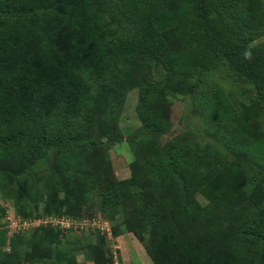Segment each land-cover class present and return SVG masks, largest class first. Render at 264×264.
Listing matches in <instances>:
<instances>
[{"label":"trees","instance_id":"trees-1","mask_svg":"<svg viewBox=\"0 0 264 264\" xmlns=\"http://www.w3.org/2000/svg\"><path fill=\"white\" fill-rule=\"evenodd\" d=\"M162 2H171L161 6L171 11L175 27L153 36H148L149 29L134 39L122 38L109 45L112 36L106 32V18L118 25L126 20L135 27L148 24L150 28V23L160 20L159 14L150 16L152 9ZM237 2L246 13L238 11ZM256 36H264V0H0V149L7 147L10 154L15 143L27 137L33 138L38 155L47 149L62 151L67 162L50 190L63 195L55 210L59 215L80 205L93 191L101 195L102 210L107 206L119 210L126 200H137L141 213L124 215V230L112 223L111 235L131 232L143 242L141 230L148 227L151 237L145 250L151 264H264V212L260 208L264 199L252 195L255 189L247 192L251 182L233 185L226 177L225 196L211 195L208 185L214 183L215 190L222 181L221 189L224 179L208 157L197 156L182 137L173 138L163 149L158 142L165 126L161 97L166 87L178 76L191 77L211 69L221 59L252 83L264 105V49L251 44ZM157 39L164 44L156 45ZM156 59L166 71L179 68L177 76L154 81L151 62ZM99 74L108 82L98 91L71 94L73 89L78 91L85 76L95 81ZM133 87L139 89L141 125L128 139L134 157L130 176L109 179L110 160L102 150L110 146L107 140L115 142L122 136L117 121L125 92ZM50 97L55 98V106L46 111ZM71 98L86 104L85 118L95 111L107 121L96 140L86 133V124L62 116ZM15 102L33 105L36 120L34 113L16 116ZM208 105L205 114L210 111L226 121V134L232 133L238 148L254 152L258 134L230 123V113H223L215 101ZM57 109L61 113L54 117ZM229 172L238 173L233 168ZM198 184H202L200 190L195 189ZM197 192L217 206H200ZM244 199L255 201V209L238 221ZM147 205H160L164 216L158 217ZM48 228L33 237L32 245L41 241L50 248L48 239L56 242L55 229ZM202 237L205 244L196 248ZM258 240L263 242L257 244ZM0 243H5L2 235ZM24 243L23 237L9 238V251L0 250V264H22L33 248L27 251ZM94 246L89 245L94 255L86 260L112 264L101 258H105L102 245Z\"/></svg>","mask_w":264,"mask_h":264},{"label":"rangeland","instance_id":"rangeland-1","mask_svg":"<svg viewBox=\"0 0 264 264\" xmlns=\"http://www.w3.org/2000/svg\"><path fill=\"white\" fill-rule=\"evenodd\" d=\"M163 3L171 2H162L152 9L150 16L159 14L160 20L150 23V28L148 24L135 27L126 20L118 25L116 21L106 18V32L112 36L109 45L117 44L122 38L134 39L137 37V33L139 36L146 30L149 33V29L151 33L148 36H153L156 33L162 34L169 29L168 26L175 27L176 21L171 20V11L166 9L164 5L162 7L161 4ZM240 3H236V5L239 4V7L236 8L238 11L241 10L246 13L245 7ZM236 40L238 39L236 38ZM162 41L157 39L156 45H161ZM251 44L264 49V36L254 37ZM151 63L155 66L151 72L154 81L173 79L177 76L175 74L180 71L179 68L166 71L157 59ZM101 76L99 74V78L95 81L91 77L85 76L77 87L78 91L73 89L70 91L71 94L74 96L80 92L86 94L87 91H98L100 86H104L108 82ZM161 84L163 83H159L158 86ZM165 90L166 93L161 97L165 126L158 135L159 147L163 149L162 147L167 142L174 140L173 138L182 137L197 152V156L208 157V163L213 165L218 172H222L219 177L221 180L224 179L221 189L222 181L216 185L217 189L215 190L212 189L214 183H209L207 191L210 194L220 193L225 196L228 178L233 185L240 186L244 182L246 184V181L251 182L250 187L245 185L248 188L247 192L250 193L252 189H255L252 195L256 199H264V105L259 100L252 83L237 73L225 59H221L216 66L205 72L193 74L191 77L187 75L178 76ZM138 97V87H133L125 92L117 121V127L122 136L116 138L114 136L115 142L109 139L111 141L109 143L107 140L110 146L104 149L106 153L102 150V155H108L110 160L109 179L119 180L130 176L129 166L134 157L128 139L141 125L137 112ZM69 100L70 104L63 110L64 115L62 116L69 120H72V117L81 125L86 124L87 126L84 128L86 133H90L92 139L96 140V135L102 127H106L107 121L103 118L100 119L95 111L90 117L85 118L86 104H81L78 99L71 98ZM54 101L55 98L50 97L46 111L55 106L52 104ZM210 101H215L222 108L223 113H230V123L240 125L243 130L254 135L258 134V146L254 152H245L238 148L232 133L226 134L228 132L226 121H220L218 117L209 114L210 107L208 104ZM13 108H15L16 116L22 113L29 115L34 113L33 121L36 120L37 115L35 116L33 105H18L15 102ZM207 109H209L208 116L205 114ZM58 111L59 109L55 110L54 117L61 113ZM52 122L53 120H51ZM49 124L48 120L44 125ZM34 145L33 138L25 137L15 143V150L10 154L7 147L0 149V235L5 240L4 244L0 243V250L9 251L8 239L13 236L19 239L23 237L25 240L24 248L29 251L33 237L38 233H46L50 229L48 228L49 224H43L46 225L44 227L37 226L36 223L39 221L34 220H43L46 216L64 215L74 218L75 224L70 228L53 227L56 242H51L49 238L50 248L41 241L40 244L32 245L31 253L25 257L22 264H81L94 255V251L89 249V245H95L96 248L98 244L104 248L105 258L104 256L101 258L106 262L111 261L112 264H151V259L145 250V246L150 243L151 237L148 227L141 230L143 242L139 241L131 232H122L116 237L111 235V224L115 223L116 227L124 230V215L141 213L138 210L141 204H138L137 200H126L119 210L109 209V206L102 210L101 195L98 191H93L86 198L87 200L80 205L72 208L68 213L63 211L64 213L59 215L55 210L63 195L50 190L55 186V176H59L60 173L63 174L62 169L66 165L67 158H64L62 151L52 149H47L38 155L34 150ZM15 157L19 159H15ZM231 168L237 170L238 173L229 172ZM192 173L193 171L190 172V174ZM201 187L202 184H198L195 189L200 190ZM195 197L203 208L213 209L217 206L202 192H197ZM16 201H18V206H16ZM241 203L244 205L242 204L240 212L236 216L238 221L244 219L255 209V201L253 200L244 199V202L241 201ZM260 205L264 212L262 200ZM149 207L151 210L154 208L158 217L164 216L165 213L160 205H149ZM149 207L146 206L147 209ZM28 214L31 216L28 217ZM88 220L91 223L94 221L101 224L102 220L108 221L109 231L102 230L100 226L93 229L97 226L88 224ZM216 235L220 238L219 234ZM208 237L210 238V236ZM205 242V238L202 237L197 242L196 248H202ZM262 242L258 240L257 244ZM211 245L212 253L214 246ZM261 247L264 249V243Z\"/></svg>","mask_w":264,"mask_h":264},{"label":"built area","instance_id":"built-area-1","mask_svg":"<svg viewBox=\"0 0 264 264\" xmlns=\"http://www.w3.org/2000/svg\"><path fill=\"white\" fill-rule=\"evenodd\" d=\"M34 221H39L38 223H36L37 225H40V224H49L50 226L52 227H60V228H70L71 226H73L76 222V220L72 217H69V216H46L43 220H34ZM93 221V220H92ZM101 223L99 222H92L88 220V224L92 225V226H97V227H93V229L95 228H102V230H106V231H109V223L108 221L106 220H102ZM82 224V222H81ZM77 225V223H76ZM105 228V229H104Z\"/></svg>","mask_w":264,"mask_h":264},{"label":"crops","instance_id":"crops-1","mask_svg":"<svg viewBox=\"0 0 264 264\" xmlns=\"http://www.w3.org/2000/svg\"><path fill=\"white\" fill-rule=\"evenodd\" d=\"M128 176H126L125 178H127ZM85 264H93V263H91L90 261L85 260Z\"/></svg>","mask_w":264,"mask_h":264},{"label":"water","instance_id":"water-1","mask_svg":"<svg viewBox=\"0 0 264 264\" xmlns=\"http://www.w3.org/2000/svg\"><path fill=\"white\" fill-rule=\"evenodd\" d=\"M109 143H111V141L108 140Z\"/></svg>","mask_w":264,"mask_h":264}]
</instances>
